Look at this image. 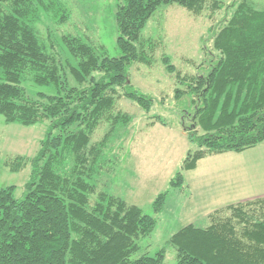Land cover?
I'll use <instances>...</instances> for the list:
<instances>
[{
    "label": "trees",
    "instance_id": "trees-1",
    "mask_svg": "<svg viewBox=\"0 0 264 264\" xmlns=\"http://www.w3.org/2000/svg\"><path fill=\"white\" fill-rule=\"evenodd\" d=\"M176 5L192 15L216 0H117L116 44L121 54L109 58L102 46L66 34L47 45L36 25L42 17L56 25L69 21L61 0H0V116L5 124L30 127L48 123L32 158L4 162L11 173L30 167L23 196L16 187L0 190V264H164L165 249L142 255L140 241L151 236L156 218L108 190L98 191L97 177L106 150L131 116L117 111L126 99L146 113L152 99L128 82L133 65L151 67L156 45L141 41L149 20L161 6ZM217 61L206 75H182L166 56V72L175 79L174 99H188L195 146L183 160L192 171L208 156L241 153L264 142V10L240 0L213 35ZM46 87L52 94L29 97L24 84ZM103 124L108 131L94 142ZM178 173L170 182L181 188ZM95 200L92 201L91 198ZM167 193L152 203L162 213ZM208 226L187 225L167 245L175 264H264V197L217 209Z\"/></svg>",
    "mask_w": 264,
    "mask_h": 264
},
{
    "label": "rangeland",
    "instance_id": "rangeland-1",
    "mask_svg": "<svg viewBox=\"0 0 264 264\" xmlns=\"http://www.w3.org/2000/svg\"><path fill=\"white\" fill-rule=\"evenodd\" d=\"M216 1L222 4V9L212 12L207 7L198 16L176 5L158 9L141 35L142 42L156 45L154 62L151 67L133 65L128 78L134 89L152 99L151 110L146 113L126 99L116 104L117 111L131 116L132 120L126 127H119L112 138L105 152L106 163L97 177V189L108 190L157 221L154 232L140 241L141 250L132 259L154 256L164 248V264H175L176 251L166 244L174 233L187 225L205 228L209 224L207 216L213 211L264 197V142L241 153L208 156L198 162L195 170H182L187 153L195 150L186 137L192 127L193 108L186 98L174 99L175 78L166 72L161 58L168 57L182 75L209 72L218 59L212 47L213 35L240 0ZM248 1L254 8L264 10V0ZM61 2L70 10L66 24L56 25L42 17L36 25L47 45L50 39L61 44V36L71 34L104 47L109 58L121 56L116 44L117 0ZM24 89L32 98L38 93H53L31 82L25 83ZM47 129V122L24 127L5 124L0 116V190L15 186V197L22 198L30 167L11 173L4 162L15 156L32 158ZM107 131L108 125H101L93 141L102 139ZM178 173L182 174L184 184L172 188L170 182ZM164 193H167L164 209L155 215L152 203Z\"/></svg>",
    "mask_w": 264,
    "mask_h": 264
}]
</instances>
